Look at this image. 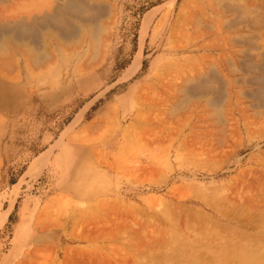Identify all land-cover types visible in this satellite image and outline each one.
Wrapping results in <instances>:
<instances>
[{
	"label": "rangeland",
	"instance_id": "rangeland-1",
	"mask_svg": "<svg viewBox=\"0 0 264 264\" xmlns=\"http://www.w3.org/2000/svg\"><path fill=\"white\" fill-rule=\"evenodd\" d=\"M86 1L99 40L0 45V264H264L235 254L264 247V0Z\"/></svg>",
	"mask_w": 264,
	"mask_h": 264
},
{
	"label": "bare ground",
	"instance_id": "bare-ground-1",
	"mask_svg": "<svg viewBox=\"0 0 264 264\" xmlns=\"http://www.w3.org/2000/svg\"><path fill=\"white\" fill-rule=\"evenodd\" d=\"M2 1V0H1ZM45 1V0H44ZM23 3V2H22ZM31 3V1H30ZM43 3V2H42ZM41 3V5H42ZM46 7V8H43V9H40L39 10L41 11L40 14L42 15H38V14H34V15H31V17H25V16H21L19 17V19H14L13 20H3L1 21L0 20V45H4V47H6L8 45V41H11V43L13 42L15 45L19 44L18 46H26V47H29L30 46H33V50L35 51H39L41 52L42 49H40L41 45H42V40L44 38V41L45 39H47V37H45L42 32L40 31L41 28H45L46 31L48 29L50 30H53L54 33H56L57 35L55 36L56 38H60L61 40H64L66 41L67 39H70L71 37H77L78 39H80L79 41L81 40H85L87 35L90 39H92V43L96 40H99L101 38V32L103 31V21L101 19V16L102 15H106V12L104 11V8L100 11H98L99 13H91L90 11L94 8H98L100 7L99 5H96V4H90L88 3L86 0H48L45 4H43V7ZM229 6V5H228ZM236 6V5H234ZM238 6V5H237ZM35 8V7H34ZM102 8V7H101ZM1 9V8H0ZM28 10V9H27ZM86 10H90L89 13H86L88 11ZM86 11V12H85ZM19 12V10H18ZM23 12V11H22ZM1 14V12H0ZM30 15V14H29ZM28 15V16H29ZM76 16L79 17L80 20H83V21H88L89 25H90V33H89V30L87 32V35L85 34H81V30L82 29H79L78 26L76 23H74V21L72 20V17ZM145 24L143 25V32H141V35H142V42H143V36H144V31H146L147 29V24L149 25L150 23L148 22L149 21V17H146L145 18ZM247 21V20H246ZM48 28V29H47ZM49 34V33H48ZM43 35V36H42ZM50 35V34H49ZM52 36V35H51ZM55 38V39H56ZM8 39V41H7ZM59 40V39H58ZM50 41V40H49ZM60 42V41H59ZM1 45V46H2ZM44 46V45H43ZM3 47V46H2ZM44 48V47H42ZM8 49V47H7ZM10 49V48H9ZM39 49V50H38ZM141 50V49H140ZM141 52V51H140ZM42 54V53H41ZM62 55V54H61ZM142 56V55H141ZM1 57V56H0ZM42 57V56H41ZM6 58V57H5ZM141 57H140V54L138 53L136 56H135V59L134 61L132 62V64L130 65V72L131 71H135L137 70L140 66H141ZM250 66H252V68L254 66H257L259 67L261 70H264V61L262 63H256V62H253V63H250ZM256 68V67H255ZM254 68V69H255ZM1 70V69H0ZM0 76L4 77V78H7L9 79L10 81H13L14 83L12 82H5V81H0V88L4 90V92H11V94L13 96L12 99H8V98H5L3 97L4 94L0 92V105L2 106H13V107H17L19 104L18 102H14V99L13 97H18L19 95V91L20 89L18 87L19 82H17L16 79H10L11 77L8 75V74H5L3 73L2 71H0ZM262 76V75H261ZM10 77V78H9ZM15 78V77H14ZM261 78H264L261 77ZM260 79V78H259ZM7 80V81H9ZM207 81V80H206ZM210 82V81H209ZM207 83V82H206ZM18 84V85H17ZM209 84V83H208ZM208 84H205V85H202V84H197V83H194V82H187V86H186V91L190 92V93H209L210 90L212 89H216V91L218 92L217 88L218 86L216 87L215 85H211L210 86ZM16 88H18L16 90ZM184 89V90H185ZM222 90V89H221ZM263 92H262V95H264V89H262ZM214 96H213V103L214 104H219L222 99H223V96H222V92H219V93H215V91H212ZM224 94V93H223ZM80 116V114H79ZM80 120V119H79ZM77 122V121H76ZM50 152V151H49ZM48 153V152H47ZM43 156V155H42ZM199 191V190H198ZM201 191V190H200ZM206 190H204L205 192ZM209 191V190H208ZM208 193V192H207ZM217 193V192H216ZM222 193V192H221ZM208 194H201L200 196L202 197L201 199H205L206 200L208 199L207 197ZM210 195H211V192H210ZM212 195H216V194H212ZM199 196V195H198ZM197 196V197H198ZM218 196V195H217ZM210 197V196H209ZM207 202V201H206ZM213 202V201H212ZM216 202V201H215ZM212 204V203H211ZM216 206V205H214ZM237 207V206H236ZM207 208V207H206ZM238 208V207H237ZM195 210V209H194ZM240 210V209H239ZM234 211V210H233ZM236 211V210H235ZM206 212V211H205ZM198 212H196L197 214ZM199 213H203V212H199ZM226 213V212H225ZM264 213V212H262ZM261 213V214H262ZM198 215V214H197ZM200 216L202 214H199ZM226 215V214H225ZM258 214H256V217H257ZM199 216V217H200ZM207 216V215H206ZM168 217V216H167ZM182 217V216H181ZM202 217V216H201ZM178 218V217H177ZM195 218V217H194ZM205 218V217H204ZM210 218V216H209ZM232 218V217H230ZM176 219V218H175ZM212 219V218H211ZM174 220V219H173ZM185 220V219H184ZM202 221V220H201ZM211 221V220H210ZM208 222V221H207ZM263 222V221H262ZM261 223V222H260ZM258 223V224H260ZM194 225V224H193ZM257 225V224H256ZM178 226V225H177ZM260 226V225H258ZM261 227V226H260ZM264 228V225L262 226ZM198 228V227H197ZM205 228V227H204ZM256 229V227H254ZM225 229V228H224ZM227 229V228H226ZM230 229V228H229ZM180 230V229H179ZM188 231V230H187ZM190 231V229H189ZM199 231V230H197ZM210 232V231H209ZM163 233V232H162ZM171 233V232H170ZM233 233V232H232ZM231 233V234H232ZM164 234V233H163ZM259 234V233H258ZM166 235V234H165ZM164 235V236H165ZM211 235V234H210ZM223 235V234H222ZM169 236V235H167ZM184 236V235H182ZM213 236V235H212ZM170 237V236H169ZM168 237V239H169ZM173 237V236H172ZM176 237V236H174ZM181 237V236H180ZM229 237H232V235ZM228 237V238H229ZM150 239V238H149ZM158 239V238H157ZM174 239V238H173ZM176 239V238H175ZM217 239V238H216ZM223 239V238H221ZM220 239V240H221ZM244 239V238H242ZM156 240V239H155ZM170 240V239H169ZM230 240H232L230 238ZM234 240V238H233ZM237 240V239H236ZM258 240V239H257ZM264 240V239H263ZM182 241V240H181ZM244 241V240H243ZM255 241V240H254ZM203 242V241H202ZM173 243V242H172ZM192 243V242H191ZM207 244V242H205ZM228 243V242H227ZM264 243V242H263ZM182 244V243H181ZM201 244V243H200ZM226 244V243H225ZM223 244V245H225ZM249 244V243H248ZM262 242H258V244H256L255 246L256 247H259V248H253L252 245L251 247L252 248H248V246H246L245 248L244 247H238V245H236L237 247L235 248V250L238 249L239 253H235L237 255H239L240 258H243L244 260L245 259H254V261H258V262H262L264 263V247L261 246ZM166 245V244H165ZM190 244L189 243V247H190ZM232 245V243H231ZM208 246V245H207ZM245 246V245H244ZM254 246V247H255ZM193 247V246H192ZM204 247H206L204 245ZM227 247V246H226ZM232 247H234L232 245ZM168 248V247H166ZM219 248V247H218ZM230 248V246H229ZM146 249V248H145ZM198 249V247H197ZM196 249V250H197ZM206 249H209V248H206ZM223 249V248H222ZM173 250V249H172ZM235 250L233 252H235ZM204 251V250H203ZM221 251V250H219ZM218 251V252H219ZM201 252V251H200ZM199 252V253H200ZM191 253V252H190ZM180 254V253H179ZM223 254V253H222ZM206 255V254H205ZM210 255V254H209ZM215 255V254H214ZM183 256V255H182ZM225 258H230L231 256L228 254L224 255ZM199 257V256H198ZM215 257V256H214ZM195 258V257H194ZM239 258V259H240ZM197 260V258H196ZM145 262V261H144ZM248 262V261H247ZM253 262V261H252ZM257 263V262H256Z\"/></svg>",
	"mask_w": 264,
	"mask_h": 264
},
{
	"label": "crops",
	"instance_id": "crops-1",
	"mask_svg": "<svg viewBox=\"0 0 264 264\" xmlns=\"http://www.w3.org/2000/svg\"><path fill=\"white\" fill-rule=\"evenodd\" d=\"M1 80H2V81H5V82H12V83H14L13 81H10L9 79H6V78L0 76V81H1ZM7 80H9V81H7ZM17 85H18V84H17ZM18 88H19V87H18ZM18 88H16V90H17ZM0 92L4 94L3 97L8 98V99H10V98L12 99L11 96H13V95L11 94L10 91H9V92H4V90L0 88ZM19 92H20V91H19ZM13 98H15V99H14V102H18V101H16L17 96H16V97H13Z\"/></svg>",
	"mask_w": 264,
	"mask_h": 264
}]
</instances>
